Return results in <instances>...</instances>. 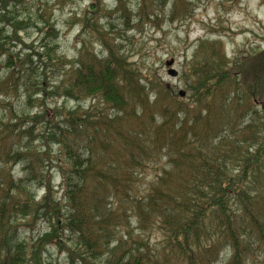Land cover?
<instances>
[{"label": "trees", "instance_id": "16d2710c", "mask_svg": "<svg viewBox=\"0 0 264 264\" xmlns=\"http://www.w3.org/2000/svg\"><path fill=\"white\" fill-rule=\"evenodd\" d=\"M117 1L108 18L127 17ZM98 2H91L94 13ZM34 15L11 29L35 28L37 45L20 37L22 50L13 55L0 43L7 110L0 119V264H41L46 246L67 241L79 264H264V51L234 64V73L211 44L193 68L195 99L185 104L101 37L105 58L83 42L70 62L50 17ZM13 96L29 111L15 107ZM49 99L79 106L51 108ZM86 100L92 105L84 110ZM150 167H157L153 180L140 190ZM53 170L61 177L56 200ZM34 189L44 191L39 201ZM41 220L49 231L28 251L18 229ZM149 231L161 236L158 245L145 238Z\"/></svg>", "mask_w": 264, "mask_h": 264}, {"label": "rangeland", "instance_id": "374dc122", "mask_svg": "<svg viewBox=\"0 0 264 264\" xmlns=\"http://www.w3.org/2000/svg\"><path fill=\"white\" fill-rule=\"evenodd\" d=\"M93 1L24 0L13 6L8 0H0V15L2 13L4 17L0 21V43L13 55L22 50L18 42L20 37L28 46L32 43L37 45L40 35L35 28L29 27L27 31H17L15 34L11 27L21 16H31L33 19L38 12L45 18L50 17L58 32V51L70 62L76 59L83 42L93 55L105 58L107 52L100 46L101 37L107 46L122 54L144 78L162 82L169 93L176 97L184 92V96L179 99L185 104L195 99L189 87L194 81L191 77L193 68L211 53V44H215L218 54L224 55L227 67L234 73L237 70L234 64L242 62L248 54L264 51V0H121L126 18L121 13L107 17L106 13L120 5L117 0H99L97 13L90 8ZM143 14L150 18L149 22L143 18ZM92 26L96 28V35L91 33ZM202 44L205 45L200 49ZM170 61H173L172 65L167 66ZM170 70L176 72L175 77L168 75ZM13 98L15 107L29 111L30 106L24 104L21 98ZM149 101L154 102L153 93ZM162 103L168 105L169 100L164 98ZM46 105L51 108L64 106L67 109L79 106L73 101L55 99L47 100ZM80 105L86 110L92 105V100L81 102ZM98 108L109 111L104 105ZM6 111L0 106V119H5ZM156 170L157 167H150L142 174L138 186L140 190L153 180ZM11 171L18 174L19 167H12ZM51 177L53 197L55 200L60 199L62 188L58 170H53ZM33 191L36 201L44 195L43 190ZM41 221H29L18 229L19 238L26 244L28 251H33L36 241L49 231L48 224ZM64 237L65 242L69 240L66 235ZM145 238L152 246L161 241V236L154 231H149ZM66 248L77 253L68 241L61 248L48 245L41 251L40 263L79 264L77 259L70 258Z\"/></svg>", "mask_w": 264, "mask_h": 264}, {"label": "water", "instance_id": "95a60500", "mask_svg": "<svg viewBox=\"0 0 264 264\" xmlns=\"http://www.w3.org/2000/svg\"><path fill=\"white\" fill-rule=\"evenodd\" d=\"M172 63H173V61L168 62V63H167V66H171ZM168 75H170V76H172V77H175V76H176V72L173 71V70H170V71H168ZM179 96H180V97H183V96H184V92H180V93H179Z\"/></svg>", "mask_w": 264, "mask_h": 264}]
</instances>
